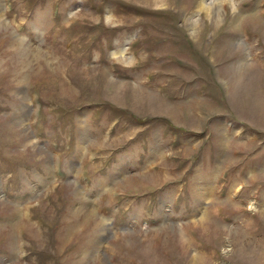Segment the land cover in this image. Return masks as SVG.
<instances>
[{"label":"rangeland","instance_id":"1","mask_svg":"<svg viewBox=\"0 0 264 264\" xmlns=\"http://www.w3.org/2000/svg\"><path fill=\"white\" fill-rule=\"evenodd\" d=\"M0 214L4 264H264V0H0Z\"/></svg>","mask_w":264,"mask_h":264},{"label":"crops","instance_id":"2","mask_svg":"<svg viewBox=\"0 0 264 264\" xmlns=\"http://www.w3.org/2000/svg\"><path fill=\"white\" fill-rule=\"evenodd\" d=\"M59 160H60L59 158L54 156V159H53L54 167L57 168V166L59 165ZM53 174H54L53 176L56 177L55 172ZM28 209L29 207L27 205H24L23 211L22 213L18 215V217L19 218L22 217L23 221H25L26 223L32 222L35 224V222L31 221V218L28 217V211H29ZM4 222H7L5 220L4 214H0V223L3 224ZM10 222H12V220ZM37 227L39 228V225H37ZM22 235H23V230L22 228L19 227L15 232V240L17 241V246H16V251L12 252V257H11L12 259L16 256L19 258L20 254L22 253L23 246H24V244L22 245L23 240H24ZM2 250L4 251L3 247H0V264H4V257H3Z\"/></svg>","mask_w":264,"mask_h":264}]
</instances>
